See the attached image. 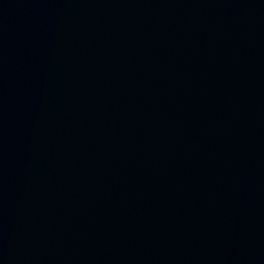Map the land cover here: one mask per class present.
Returning <instances> with one entry per match:
<instances>
[{
    "label": "water",
    "instance_id": "95a60500",
    "mask_svg": "<svg viewBox=\"0 0 264 264\" xmlns=\"http://www.w3.org/2000/svg\"><path fill=\"white\" fill-rule=\"evenodd\" d=\"M0 264H264V0H0Z\"/></svg>",
    "mask_w": 264,
    "mask_h": 264
}]
</instances>
